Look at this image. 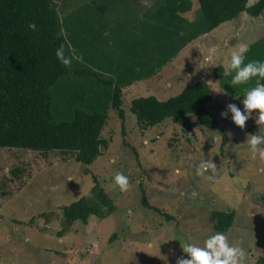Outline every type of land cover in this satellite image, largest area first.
Masks as SVG:
<instances>
[{"label": "rangeland", "instance_id": "rangeland-1", "mask_svg": "<svg viewBox=\"0 0 264 264\" xmlns=\"http://www.w3.org/2000/svg\"><path fill=\"white\" fill-rule=\"evenodd\" d=\"M190 18L200 19L195 0ZM234 20L223 29L232 35L218 42L229 51L235 47ZM210 46L205 38L193 42L176 65L167 63L150 79L123 90L125 135L119 121L111 120L107 131L112 132L113 144L89 166L116 205L102 220L90 217L87 224L75 222L57 235L64 226L57 207L91 190V178L83 173L85 166L63 161L58 153L45 159L38 153L0 148V264H175L178 257H186L177 239L190 237L202 246L214 230L211 211L231 209L235 219L224 233L230 244L244 250L243 264L264 257V160L259 154L253 157L245 143L247 134H264V126L256 125L253 116L241 129L231 121L230 113L226 119L219 115L226 110L224 94L241 108L244 92L256 80L231 88L227 84L231 77H223V71L220 77L216 67L223 63L220 47ZM261 50L253 44L245 62L264 60ZM202 79L208 81L213 94L207 110L215 130L193 120V129L186 133L180 124L166 120L142 131L128 112L135 97L164 101ZM223 135L226 143L221 152ZM112 158L115 163H109ZM202 160L212 161L215 172L197 176L195 170ZM15 166L24 168L17 177L9 173ZM117 172L128 179L125 192L113 186ZM142 194L147 207L141 203Z\"/></svg>", "mask_w": 264, "mask_h": 264}, {"label": "trees", "instance_id": "trees-1", "mask_svg": "<svg viewBox=\"0 0 264 264\" xmlns=\"http://www.w3.org/2000/svg\"><path fill=\"white\" fill-rule=\"evenodd\" d=\"M108 1L0 0V148L45 159L58 153L63 161L85 166L83 173L92 181L89 194L57 207L64 225L57 235L75 222L102 220L116 210L89 166L113 144L107 131L111 120L119 121L125 135L123 90L150 79L188 43L222 23L243 13L257 17L264 10V0L251 5L249 0H195L200 19L191 20L194 0H148L147 13L129 15L135 8L123 6L124 21L117 22L108 15ZM30 22L37 31L28 29ZM61 29L66 38L58 35ZM60 44L66 54L75 49L83 61L62 67L55 58ZM211 100L209 85L199 81L164 101L135 97L128 112L142 131L166 120L180 124L186 133L193 129V120L215 130L207 110ZM225 143L223 135L221 152ZM10 172L17 177L24 168L15 166ZM142 197V205L149 206ZM234 219L232 209L209 216L213 229L223 232ZM254 264H264V257Z\"/></svg>", "mask_w": 264, "mask_h": 264}, {"label": "clouds", "instance_id": "clouds-1", "mask_svg": "<svg viewBox=\"0 0 264 264\" xmlns=\"http://www.w3.org/2000/svg\"><path fill=\"white\" fill-rule=\"evenodd\" d=\"M150 6V5H148ZM28 29L37 31L35 23H29ZM108 33L106 32L105 35ZM58 35L65 37L67 33L61 29ZM250 45L241 42L231 52L230 61L224 69V75L230 76L227 82L231 88L237 85L246 84L252 78H255V86L248 88L243 95L240 103L243 109L234 103L226 105V110L220 112L221 119L229 118L241 129L245 122L255 116V123L258 126H264V60H247L245 54L249 51ZM55 58L64 68H70L73 61L82 62L83 56L77 54L75 49L69 48L66 54L65 45L60 44L55 49ZM239 99V98H236ZM245 143L253 157L259 154L261 160H264V134L258 133L247 134ZM109 163H115V158L109 160ZM216 165L210 160H202L196 167L195 174L202 176L211 170L215 172ZM212 179V176L208 177ZM112 183L120 192H125L128 188V179L125 175L117 172L112 177ZM195 195V193L193 194ZM209 234L202 242V246L192 243L190 237L177 239L180 241V247L185 256L178 257L175 264H243L245 256L244 250L239 246L230 244L227 235L223 231L210 230Z\"/></svg>", "mask_w": 264, "mask_h": 264}, {"label": "crops", "instance_id": "crops-1", "mask_svg": "<svg viewBox=\"0 0 264 264\" xmlns=\"http://www.w3.org/2000/svg\"><path fill=\"white\" fill-rule=\"evenodd\" d=\"M257 0H249L248 4L251 5L254 2H256ZM128 3V4H126ZM148 0H109L108 1V15L109 17L111 16V14L113 15L112 19H114L117 22H123L124 18L123 16L126 15V12H124L125 10H123V6H127L130 5L131 7H134L135 9L129 13V15H132V13L135 14V12H139V14L144 15V13H147L148 10H150L151 7L148 6ZM135 11V12H134ZM234 21H236L234 23V28L232 27V30H235V47L231 46V50H228V47H226L225 45H220L218 42H226L229 38V36H231V32L229 31V29L226 30L227 33H224L223 29H225L226 27H228L229 24L233 23V20L222 23L221 25H219L217 28H215L214 30H212L209 33H206L200 37H198L197 39L191 41L190 43H188L183 49L180 50V52L170 61L173 62L175 65L179 61V59L182 57V54L193 42H197V41H201L202 39H206L208 41H210V49H214L215 50V44H218L217 48L219 51L222 52L220 58L223 59V63L219 65H217L216 63V67L218 69L219 76L222 77L221 72L223 71V77H227L224 75V69L227 67L228 62L230 61V55L231 52L233 50H235V48L239 45V43L244 42V43H248L251 46H253V44L256 43L257 46H261V52L264 54V10L261 12V14L257 17H251L249 15H247L246 13H243L241 15H239V17H237ZM236 41L238 43H236ZM225 46V49L223 50L222 47ZM186 48V49H185ZM258 49V48H257ZM216 54H218L219 56V52L215 51ZM219 57L216 59H220ZM211 59H214V57H212ZM212 61V60H211ZM169 62V63H170ZM173 64V65H174ZM204 81L208 84L207 80H201ZM213 81V80H212ZM209 85V84H208ZM210 87V85H209ZM211 89V88H210ZM222 93L224 94V92L222 91ZM212 94V93H211ZM228 95V93H227ZM224 94L225 99L227 104H229V95L227 96ZM213 97V94H212ZM229 97V98H227ZM240 106V105H239ZM241 108H243L241 106Z\"/></svg>", "mask_w": 264, "mask_h": 264}]
</instances>
